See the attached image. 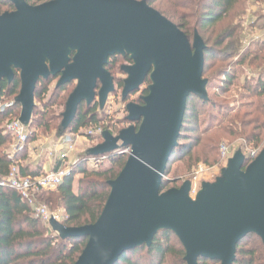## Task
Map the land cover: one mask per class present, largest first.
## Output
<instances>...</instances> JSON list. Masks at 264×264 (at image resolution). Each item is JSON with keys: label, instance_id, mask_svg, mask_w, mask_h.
I'll return each instance as SVG.
<instances>
[{"label": "water", "instance_id": "water-1", "mask_svg": "<svg viewBox=\"0 0 264 264\" xmlns=\"http://www.w3.org/2000/svg\"><path fill=\"white\" fill-rule=\"evenodd\" d=\"M8 1L14 10L0 14V81L10 82L18 71L14 103L20 105L21 124L30 123L39 79L58 76L55 88L75 83L61 114L63 132L81 103L102 108L114 93L105 69L109 58L131 61L120 68L121 101L149 81L142 105L124 107L129 125L115 136L104 131L102 142L87 150L99 157L130 149L122 170L108 182L97 220L78 228L49 221L61 240L87 239L74 264H115L129 250L150 247L160 231L177 237L186 264L198 259L232 264L237 244L249 234L264 246V147L244 169L246 159L237 150L194 198L189 181L161 191L188 97L207 100L204 44L196 32L190 43L143 0H51L36 6Z\"/></svg>", "mask_w": 264, "mask_h": 264}, {"label": "trees", "instance_id": "trees-1", "mask_svg": "<svg viewBox=\"0 0 264 264\" xmlns=\"http://www.w3.org/2000/svg\"><path fill=\"white\" fill-rule=\"evenodd\" d=\"M24 1L30 6H36L51 0ZM143 1L173 23L190 43L196 32L204 44L202 78L207 80V100H200L194 95L188 97L178 146L166 165L161 191L181 185L174 170L177 165L184 164L190 170L194 160L195 163L200 161L209 166L218 164L219 152L216 157V151L220 142H225L229 147L237 140L240 142L238 150L246 159L244 169L252 161L250 151L264 147V14H260L264 12V0H255L261 11L253 15L254 20L251 22H248L246 14L252 0ZM13 10L14 6L8 0H0V14ZM245 29L255 32L258 38L244 44L242 39ZM124 58L128 60V57ZM112 60L114 57L109 58L105 69L113 78L114 86L120 90L123 87L122 80L115 75L122 72L119 64H109ZM243 68L249 74L241 80ZM56 80L53 77L38 80L34 90V104L37 101L42 104V108L34 106L28 126L35 124L45 134L53 131L60 136L100 125L98 103L89 106L81 103L68 129L64 132L60 130L61 114L74 87L67 93V98L64 94L73 83L54 87L47 96L49 85ZM231 86H234L231 96L222 99L219 93L228 92ZM19 90L18 71H14L10 82L1 79L0 104L12 105L0 111V180L13 167L17 168L20 177L40 175L37 170H29L23 165L28 156L27 143L33 142L34 136H28L23 151L9 158L13 138L5 131V125L19 118L20 105L14 103ZM35 115H38L36 121ZM116 123L115 126L106 125L104 130L117 134L124 129L117 128L119 125H129L126 115ZM101 142L100 139L95 144ZM104 157L105 162H108L107 168L88 170L87 161L92 157L87 151L83 152L62 183L53 191L38 192L36 202L46 205L51 211L62 210L61 224L67 228L93 224L107 200L110 190L108 182L117 177L127 159V155L119 151ZM59 165L60 162H57L54 171ZM75 174L80 176L73 184ZM86 242V238L61 240L39 219L34 218L31 207L14 190L0 188V264H74ZM184 255L177 237L170 231H160L154 236L150 247L141 246L129 250L115 264H186L183 261ZM197 264L220 263L198 259ZM232 264H264L261 240L253 234L242 239L236 246Z\"/></svg>", "mask_w": 264, "mask_h": 264}, {"label": "built area", "instance_id": "built-area-1", "mask_svg": "<svg viewBox=\"0 0 264 264\" xmlns=\"http://www.w3.org/2000/svg\"><path fill=\"white\" fill-rule=\"evenodd\" d=\"M257 35H253L251 40L257 39ZM247 44V43H244ZM12 103L0 104V111L11 106ZM5 131L9 133L13 138V143L9 149V158L13 155L24 150L27 142L26 125L19 122L18 119H14L5 125ZM104 127L90 126L82 132V134H74L71 137L65 136L66 138L62 141V148L58 155V162L60 165L56 171H48L36 177H20L16 167L11 168L9 174L0 180V188H10L14 190L21 198L23 202H26L32 210L34 218L39 219L48 230L49 221L54 220L61 223L63 218L62 210H49L46 205L36 202V194L43 191L55 190L71 172V167L76 164L75 141L73 139L83 138L86 140H92V144L95 145L97 141L101 139ZM111 132V131H110ZM116 135V134H115ZM77 141V140H76ZM120 154L129 155L130 149L128 147L118 150ZM259 149L251 150L249 153L250 159H254L258 154ZM220 158L225 162L230 158L228 149L225 145L221 144L219 147ZM106 161L104 156L89 158L87 164L94 170L103 165ZM212 169L205 166H197L193 176L189 180L191 190L190 197L194 198L200 189L202 182H207V177L211 174ZM205 180V181H204ZM52 232V231H51Z\"/></svg>", "mask_w": 264, "mask_h": 264}, {"label": "rangeland", "instance_id": "rangeland-1", "mask_svg": "<svg viewBox=\"0 0 264 264\" xmlns=\"http://www.w3.org/2000/svg\"><path fill=\"white\" fill-rule=\"evenodd\" d=\"M258 10L261 11L260 7L255 3V0H252L251 5L249 7V10L246 14V16H247L246 18L248 19V22H251L252 20H254L253 15H255ZM260 14H264V12H260ZM254 33L255 32H253V31L249 32L247 29H245L244 30V36L242 39L243 43H247V42L252 41L251 37L254 35ZM248 74L249 73L247 72V70L245 68H243L241 80L243 79V77H245V75L247 76ZM115 77L118 79H121V80L124 79L123 74H120V75L117 74V75H115ZM55 82L56 81H53L52 84L49 85L47 96L50 95L51 91L55 87V84H56ZM73 87H75V83L71 84V86L69 87L70 89H68V91L64 94L65 97H66L67 93H69L73 89ZM114 87H115L114 93L109 95L104 107L99 108V111L101 112V114L99 115V118L101 120L100 126H102V127H105L106 125L115 126L117 124L116 122L122 120L123 117H125V115H126L124 107H125L127 102H123V101L121 102L120 101L119 98H120L121 89L118 90L119 88L116 87V85ZM141 89H144V87H141ZM233 91H234V86H231V87H229L228 92H226L224 94L219 93V96H221L222 99H225V98L231 96ZM47 96H46V98H47ZM41 105H42L41 103L35 101V106L37 109L42 108ZM58 111H61V109H58ZM37 119H38V115H35L34 120L36 121ZM119 126L117 128H122V127L126 128L125 126H127V124H123L120 127ZM85 130H87V128L81 129L80 131H78L75 134H82V132H84ZM26 132L30 138H32V136H34L33 139L35 138V140L33 142H28V143L26 142L27 143V146H26L27 150L29 148H31L29 150L32 153L36 154V150L38 148H39V150H41V149L44 150V149H47L49 147H53L54 145H57L58 146V148H56V150H57L56 157L57 158H58L59 152L61 151L60 148H62V146H61L62 141H64L63 139L66 138L65 136L71 137L72 135H74V134H72V132H68V133H66V135L63 134V135L58 136L53 131L51 133L45 134L44 132H42L40 130V128H37L35 126V124L32 126L26 125ZM110 133L114 136L116 134L113 132H110ZM28 136H27V140H28ZM73 141H75V143H76L75 151H74V155L76 156V159H78L80 157V155L83 154V152H86L89 148L97 145V144H95V145L92 144L93 143L92 140H86V139H83L81 137L78 139H73ZM85 142H87V144ZM221 144H223L227 147L229 157H231L238 150V148L240 146V142L238 140L235 141L233 144H230V147L225 142H220L217 146L218 151H216V157L218 156L217 152H219V147ZM33 145H35L37 147L35 149H32L31 146H33ZM42 158H43V160H42L43 162H45V161L47 162L49 160V161L53 162L52 163L53 165L57 160L53 156L48 157L46 154ZM50 158H52V159H50ZM219 159H220V162L218 161V164H216L214 166H209L206 163H203L200 161L195 163V160H194L193 164L191 165L192 168H190V170H188L186 165H184V164L183 165L182 164L177 165L176 167H174V168H176V169H174V170H176V178H178L181 181L180 183H182L185 180H189L193 176V173H194L197 166H205V167L212 169L211 174H209V177H207V182L212 183L220 175L221 169L224 168V166L226 164V162L220 158V154H219ZM76 163H77V161H76ZM107 166H108V162H105L103 165L98 167L96 170H101V169L107 168ZM87 169L88 170H94L89 165L87 166ZM79 176L80 175L75 174L73 184H75V182L78 180Z\"/></svg>", "mask_w": 264, "mask_h": 264}, {"label": "crops", "instance_id": "crops-1", "mask_svg": "<svg viewBox=\"0 0 264 264\" xmlns=\"http://www.w3.org/2000/svg\"><path fill=\"white\" fill-rule=\"evenodd\" d=\"M66 135V134H65ZM72 135V134H71ZM87 144V142H85ZM32 149H35L37 146L33 145L31 146ZM56 148H58L57 145H54L53 147H49L47 149H41L39 150V148L36 150V154L32 153L29 149H28V156H27V159L25 162H23V165L27 166L29 168V170H37L38 173L41 175V174H44L48 171H54V167L56 166L57 162H58V158L56 157V153H57V150ZM61 149V148H60ZM88 149V148H87ZM86 149V150H87ZM47 155L48 157L49 156H53L56 160V162L54 163V165L52 164L53 162L51 161H45L43 162V156L44 155ZM52 159V158H50ZM78 161V159H77ZM53 165V166H52ZM88 166V164H87ZM52 167V168H51Z\"/></svg>", "mask_w": 264, "mask_h": 264}, {"label": "flooded vegetation", "instance_id": "flooded-vegetation-1", "mask_svg": "<svg viewBox=\"0 0 264 264\" xmlns=\"http://www.w3.org/2000/svg\"><path fill=\"white\" fill-rule=\"evenodd\" d=\"M114 57V60H112L109 64H119L118 65V67H119V69L122 67V66H127V65H130L131 64V61L128 59L127 61L125 60V58L124 57H122V56H118V55H116V56H113ZM112 57V58H113ZM121 62H123V63H121ZM55 78H58V76H56ZM123 80V79H122ZM147 80V79H146ZM57 81V80H56ZM149 84H147V81H145V83L141 86V87H144L145 89H146V87L148 86ZM141 87H140V89L137 91V92H135V93H133V94H131L128 98H127V100H126V102L127 103H134V104H137V105H142V101H141V99L144 97V96H146V94H145V89H141ZM120 101H121V91H120ZM122 102V101H121Z\"/></svg>", "mask_w": 264, "mask_h": 264}]
</instances>
